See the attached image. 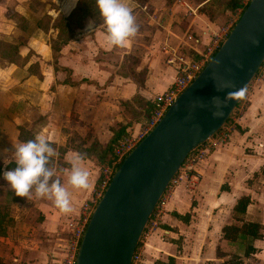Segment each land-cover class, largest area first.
<instances>
[{"label":"crops","instance_id":"obj_1","mask_svg":"<svg viewBox=\"0 0 264 264\" xmlns=\"http://www.w3.org/2000/svg\"><path fill=\"white\" fill-rule=\"evenodd\" d=\"M7 1H13L11 10L0 0V41L3 42L7 40L4 35L15 25L13 16L29 18L34 14L30 2ZM51 2L55 5H48L46 12H54L55 15L65 12L63 16H68L77 6V3L73 2L71 5L68 0ZM123 2L132 9L139 26V31L130 44L124 48L110 47L105 25L95 22L96 28L90 32L89 40L88 36L81 39L84 48L70 56L61 54L58 59L59 72L53 74L61 77L55 93L56 99H61L62 104L78 111L75 124L92 128L96 137L89 139L88 144L86 142L83 147L89 148L97 143V151L107 147L113 136V129L123 126L127 136L136 135L143 128L145 120L130 121L122 113L116 112L118 103H127L137 97L147 108L150 100L168 89L175 80V71L166 64L165 55L161 51L166 33L157 24H167L170 28L171 44H176L184 36L185 29H189L192 34L200 37L202 43L199 49L209 42L210 34L216 26L199 12L196 16L186 14L177 0L170 5L166 0H149L144 4H139L136 0ZM170 12L173 14L172 18L169 16ZM152 14L156 17H152ZM141 15H145L155 28L150 29L151 31L141 28ZM88 25L89 23L85 25L84 33L88 32ZM43 39L39 37L34 41L40 43L45 41ZM35 52L39 54L38 51ZM117 52L121 54V62L113 59ZM52 56L42 58L44 61H52ZM8 57V54L0 51V59L5 64L9 61ZM64 69L69 74L70 83L65 78ZM1 72L3 75L9 73L8 69ZM31 72L29 77L35 79L36 72ZM50 76L48 70L44 77L45 83ZM36 89L33 87L31 91L35 93L29 92L28 96H37L40 90ZM47 92L53 94L51 91ZM83 94L90 96L91 103L82 100ZM245 101V106L227 128V139L217 142L215 149L196 166L195 172L189 174L187 181L182 180L167 190L165 211L160 218L161 227L146 237L140 248V264L168 263L169 258L174 259L173 264L222 263L221 258L216 257L221 230L223 226L232 223L233 208L243 196L250 199L245 221L264 226V65L248 87ZM35 103L31 99L27 104V111L21 114L1 116L0 149L7 150L12 145L26 142L21 139L23 127L30 130L39 126L40 131L46 130L48 136L52 133V109L50 108V112L45 111L43 107L46 105L41 107ZM11 127L16 130L13 129V143L9 144L6 130ZM32 136L34 138L35 134ZM50 141L52 142L51 138ZM77 147L73 148V153L64 156L63 163H67L69 157L78 153ZM6 154L14 157L10 151ZM94 154L86 157L84 164L89 174L94 176L90 187L87 190L70 189L74 209L72 213L62 214L46 199L33 198L31 201L15 204L13 226L9 228L7 236L2 238L7 239L10 245L6 255H0L3 264H59L68 239L67 223L76 219L84 200L97 184L96 170L99 162ZM0 165H3L0 170L5 169L3 162ZM66 169L68 167L63 166L60 171ZM58 175L60 176L59 171ZM196 175L197 180L191 182V177ZM61 182L65 183L64 179ZM221 241L223 244L224 241ZM253 247L255 252L243 262L256 257L260 264H264V240L255 241Z\"/></svg>","mask_w":264,"mask_h":264},{"label":"water","instance_id":"obj_2","mask_svg":"<svg viewBox=\"0 0 264 264\" xmlns=\"http://www.w3.org/2000/svg\"><path fill=\"white\" fill-rule=\"evenodd\" d=\"M219 61V64H217ZM264 63V0H251L212 59L126 156L87 224L75 264H132L144 230L188 155L216 135L240 101L213 118L211 74L250 86ZM199 100L207 107L194 106Z\"/></svg>","mask_w":264,"mask_h":264},{"label":"rangeland","instance_id":"obj_3","mask_svg":"<svg viewBox=\"0 0 264 264\" xmlns=\"http://www.w3.org/2000/svg\"><path fill=\"white\" fill-rule=\"evenodd\" d=\"M68 1L71 3V5H73V2L77 3L78 5V0H68ZM175 1L176 0H170L169 3L171 2L170 4H172ZM186 1H188L193 6H200L198 12L203 16H205L209 21L214 22L216 25L214 31L220 32V34L221 32H225V33L229 32L233 24L237 21L238 16L240 14L239 8L233 12H227L224 10V6L229 0H186ZM242 1L243 0H241V3ZM25 2L31 3L30 7L32 11H34V14L32 13L33 15H31L29 18L13 16L14 17L13 19L15 20V25L12 29L8 30L7 33L4 35L5 38L7 39L6 40L7 43L1 41L3 43L11 44L14 47H16L17 52L15 53V55H12L9 52L7 53L5 49L0 48V51L2 53L8 54L9 56L8 57L9 61L7 64H5L0 59V119L1 116H4L5 114H6L5 116H8V114L17 115L23 113L25 110L27 111L26 109L28 106L27 104L31 101V99H33V102L34 101L36 102L35 104L37 106L39 105L42 107L46 105V107H43L45 108V111L49 110L48 112H50L52 109L51 119L54 125L53 127L50 128L52 129L51 130L52 133H50L49 138L52 139L51 142L52 146L59 153V157L54 158L55 166H57V169L60 172V176L58 175V177L59 178L62 177L61 181L62 179H64V182L66 183L67 174L60 170L61 167L63 166L65 168L68 167L69 169L70 165L65 162L63 163L62 160L64 156L67 153L72 152L73 148L76 146H78L77 147L78 149L84 148L83 145L86 142L88 144L89 139L96 137L92 133V128L88 126L79 127L77 124H75V121H77L78 111H75V109L72 108V106L62 104L61 99H56L55 93L57 92L56 91L57 87H59L61 77H59V75L54 76L53 74L54 72L55 73L57 72V74L59 72L58 59L61 54L65 56L66 55L70 56L76 54L77 51H81L82 48H84L81 39L88 36V40H89V36H90V32L84 33V30L86 29L85 25H87V23H89L90 20L91 21H95V20L90 17L78 18L74 20L71 28L72 37H70V34H68L67 31H65L62 33L61 36H59L58 39L59 33H58V29H56V23L59 17L63 16L65 12L59 15L57 14L55 15V13L52 11H50L52 12V14L46 12L48 5L52 7L55 5L51 2V0H44V1L24 0L23 3ZM2 3H6L7 9L11 10L13 1L8 2L7 0H3ZM150 12L151 11H149V13ZM179 16H181V14H179ZM152 17H156V15L152 14ZM141 21H142L141 22L142 25H140V27L141 28L143 27L144 30L148 31L150 29L152 30V28H155L151 24V21L146 19L145 15H141ZM143 22H146V24L143 25ZM78 24H82L83 26L78 27ZM152 33H154V31H152ZM185 34L186 35L191 34L190 30L186 28ZM39 37H42V39L44 38L43 40L45 41L36 43L34 39L38 40ZM53 44H54V48L56 49L55 54H53V51L51 49V46H53ZM136 50L138 51V48H136ZM35 51H38L39 54H37ZM117 53H118L117 56H115L113 59H115L118 62H121V54L120 52ZM51 54L53 55L52 56L53 58L51 59L52 61L43 60L42 57L49 58ZM262 68L263 66L261 67V69ZM3 69L5 70L8 69L9 73L7 75H3V73L1 72ZM48 70L50 71L51 76L48 77V81L45 83L44 77L46 76V72ZM31 71L36 72L37 76L35 77V79L29 77V75L32 73ZM63 72L64 74H66L65 75L66 80H68V83H70L69 82L70 79L68 77L69 74H67L66 69H64ZM33 87L39 89L40 92L36 91L37 96L29 97L28 96L29 92L30 93L32 92V94L35 93V91L33 90L31 91ZM47 91H51L53 94L50 95ZM82 100L91 103V99L89 95L83 94ZM245 104H246L245 98L243 100H240L239 106L231 114L227 123L223 127H227L228 125L234 122V119L239 115L240 110L245 106ZM48 105H49V109H47ZM116 112L122 113L127 119H130V121H134V120L141 121L142 119L147 120V118L150 115L148 106L146 108L144 102L139 100V98L137 97L127 103H121V102L118 103ZM39 114L35 116L38 117ZM10 122L12 123L14 122L15 124V121H13L12 119H10ZM13 129L14 131L16 130V128L13 127L6 130L9 144L13 143V137L15 135V134L13 135L14 132ZM22 129L25 133H21V139L24 140L31 139L33 133L36 135L37 133L40 132L39 126L33 127L30 130L25 129L24 127ZM217 134H219V132ZM111 153H112L111 155L113 156V148ZM13 161H14V157H12V155H9L8 160L5 161V168L10 170L11 168L10 165L13 163ZM104 166L106 165L100 164L99 162V168L96 170L97 179H99L101 170L103 169ZM92 180H94V176L93 174H90V182ZM0 185H4V187H0V206L1 207L8 206L11 198L10 196L7 195L9 192H11V190L7 188L6 181H4L3 179H0ZM170 186H173L172 183L170 184ZM169 187L167 188V190H169ZM99 190L100 189L98 183L93 187L92 191L89 193V195L84 200V202H88L89 204L90 200L95 199L97 194L100 192ZM31 200H27L26 198H21V201H25V202ZM17 205L10 206L9 213L11 216H13ZM225 214H226L225 218H227L228 215L227 213ZM71 219L72 218H69V220ZM159 227H161L160 221L158 223V228ZM144 241L146 240L144 239V235H142L140 239V246L136 250L137 253H140V248L143 246ZM214 242H216V240H214ZM181 245H182V241H180L179 246L181 247ZM218 245L220 250L227 254L226 257H222L220 259L222 262L220 264H230V263L237 264L238 261L235 260V257L233 256L234 248L229 247L225 242L222 244L221 239H219ZM205 247L207 249V246ZM9 248L10 245L8 243V240L0 238V255L5 256ZM253 263L260 264V260L257 259L256 257H251L248 261H245L242 264H253Z\"/></svg>","mask_w":264,"mask_h":264},{"label":"clouds","instance_id":"obj_4","mask_svg":"<svg viewBox=\"0 0 264 264\" xmlns=\"http://www.w3.org/2000/svg\"><path fill=\"white\" fill-rule=\"evenodd\" d=\"M96 6L103 18L108 45L118 48L128 46L139 31L132 9L123 0H96ZM95 28V21L90 20L88 32ZM211 79L218 93L233 89L227 91L223 98L219 95L211 97L209 110L212 117L218 119L223 116V110L230 101H240L246 97L247 88L237 87L232 80L219 77L215 70ZM194 106L207 107L199 100ZM7 151L14 154L15 167L0 170V179L6 181L7 188L16 197L27 200L46 199L62 214H70L74 211L70 189L87 190L90 187V174L84 166L86 157L82 153H74L68 158L70 168L63 170L67 174V181L61 182L54 160L59 157V153L52 146L46 130L37 133L33 139L12 145L10 149H0V162L4 164L8 160Z\"/></svg>","mask_w":264,"mask_h":264},{"label":"built area","instance_id":"obj_5","mask_svg":"<svg viewBox=\"0 0 264 264\" xmlns=\"http://www.w3.org/2000/svg\"><path fill=\"white\" fill-rule=\"evenodd\" d=\"M250 1L251 0H243L241 3L242 7H247ZM177 3L184 8L186 14L192 16H196L200 8V6H193L188 1L184 0H177ZM242 7L239 8L240 14L238 19L244 9V7ZM172 15V12H170V18H172ZM237 21L233 24L231 30ZM157 25L166 33L165 40L161 46V51L165 55L166 64L175 71V80L168 89L154 96L150 100L152 109L149 117L144 121L142 130L136 135H127L123 137L118 140L116 145L113 147V159L103 167L100 173V192L97 194L95 199L89 201V204L88 202H84L81 206L78 217L67 223L68 239L63 247V257L59 264H75L81 240L91 215L98 204L97 201L102 197L119 165L139 144V142L158 124L178 96L197 78L231 32V30L227 33L221 32V34L220 32H211L209 42L204 45L202 49H199L202 42L200 37L197 35L192 33L188 35L184 34V36L180 38L176 44H171L170 28L167 27V24L165 26L159 24ZM230 125L223 127L219 131V134L214 135L212 138L207 140L206 143L200 145L188 155L179 172L171 181L172 185H175L182 180L187 181L189 174L191 172H195L196 166L215 149L217 142L227 139V128ZM197 177V175L191 177L190 181L195 182ZM165 192L152 214V219L149 220L148 225L145 228L146 232L144 230L143 235L145 240L150 233L158 228L160 218L165 211ZM140 262L141 253H137L136 251L132 259V264H140Z\"/></svg>","mask_w":264,"mask_h":264},{"label":"trees","instance_id":"obj_6","mask_svg":"<svg viewBox=\"0 0 264 264\" xmlns=\"http://www.w3.org/2000/svg\"><path fill=\"white\" fill-rule=\"evenodd\" d=\"M136 1L139 4H144L148 2L149 0H136ZM169 1L170 0H167L168 4L171 3V2L169 3ZM241 7H242L241 0H229L224 6V10L227 12H233L236 9L241 8ZM245 8L246 7H244V9ZM87 17L94 19L95 22H97L99 25L104 24L103 18L101 17L99 10L96 6V0H78V5L68 16L59 17L56 23V29H58V33H59L58 39H59V36H61L62 33L65 31H67L68 34H70V37H72L71 28H72L73 21L78 18H87ZM80 26H83V25L78 24V27ZM0 48L5 49L7 53L9 52L12 55H15V53L17 52L16 47H14L11 44L3 43L1 41H0ZM51 49L53 51V54H55L56 49L54 48V44L53 46H51ZM238 106H239V103L237 104L234 111L237 109ZM148 109L149 111H151L152 109L151 104L148 105ZM21 133H25V132L23 131ZM124 136H125V127L119 126L117 130L113 129V136L105 149H102L101 151H97L98 145L97 143H94L89 148H79L78 153L84 154L85 157H89L90 155H92V153H95L94 155H96L100 164L107 165V163H109L112 159V155H111L112 148L116 145L118 140L122 139ZM31 139H33V136L31 137ZM10 167H11L10 169L15 167L14 162L10 165ZM263 173H264V170H263ZM98 183H99V179L97 181V184ZM222 189L224 190V187H222ZM7 196H10L11 198L10 203H9V205L11 204L10 206H13L21 202V198L16 197L12 191L9 192ZM249 204H250V199L246 196H243L240 199H238L232 211V218H233L232 223L229 225L223 226L221 230V233H222L221 240H223L229 247L234 248L233 256L235 257V260L238 261L237 264H242L244 259L249 258L255 252V249L253 247L255 241L264 240V226L257 224V223H250V222L245 221L244 216H245L246 209ZM9 205L4 206V207L0 206V238H5L7 236V232L9 228H11L14 223V220L9 213V210H10ZM185 217H181V218H185ZM150 219H152V216ZM139 246H140V241L138 243L137 248ZM226 256L227 254L225 252H222L219 246H217L216 247V257L222 258ZM2 262L3 261L0 258V264H3ZM173 263H174V259L169 258L168 263L157 262L156 264H173Z\"/></svg>","mask_w":264,"mask_h":264}]
</instances>
